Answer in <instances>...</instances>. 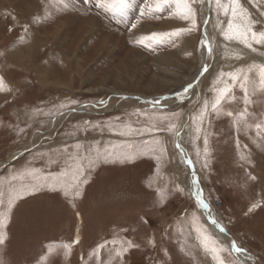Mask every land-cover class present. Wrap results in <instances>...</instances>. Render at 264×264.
Wrapping results in <instances>:
<instances>
[{
    "label": "rangeland",
    "instance_id": "1",
    "mask_svg": "<svg viewBox=\"0 0 264 264\" xmlns=\"http://www.w3.org/2000/svg\"><path fill=\"white\" fill-rule=\"evenodd\" d=\"M157 3L127 0L123 7L100 8L97 0H0V167L23 151L0 171V238L5 242L11 230L21 237L10 253L0 243V264H72L75 248L77 257L86 256L75 264H131L125 232L137 224L130 214L117 210L102 222L103 230L96 228L95 215L92 220L77 215L92 212L99 193L116 191L118 179L154 198L150 264H170L168 254L176 249L175 264H264V44L253 42V52L224 36L231 21L240 23L234 28L247 24L259 39L264 0H239L242 18L212 0L208 73L196 89L167 98L174 100L171 106L160 105L165 99L154 105L126 95L157 97L194 85L206 61L201 41L207 0L189 3L191 19L175 0ZM221 4L227 7L229 0ZM219 22L225 24L221 32ZM238 70L244 79L234 82L227 73L239 75ZM226 87L231 91L213 114L216 100L206 96ZM245 107L243 119L227 115ZM75 108L114 110L69 113ZM217 115L227 118L221 128H215ZM216 130L221 136L214 142ZM199 184L247 262L210 225L197 199ZM76 185L78 196L72 191ZM252 205L257 207L249 212ZM169 235L177 247L167 243Z\"/></svg>",
    "mask_w": 264,
    "mask_h": 264
},
{
    "label": "trees",
    "instance_id": "2",
    "mask_svg": "<svg viewBox=\"0 0 264 264\" xmlns=\"http://www.w3.org/2000/svg\"><path fill=\"white\" fill-rule=\"evenodd\" d=\"M235 114H236V112L234 113V115ZM233 116H232V118H233ZM217 118L218 119L215 122V128H217V127L221 128V123L222 122L225 123V119H227V118H226V116L223 117V116H218V115H217ZM228 122L229 121L227 120L226 124H228ZM220 136H221V132H220ZM220 136H219L218 131L216 130V131H214L213 138H211V139L214 140V142H216L219 140ZM220 149L223 150L222 147H220ZM220 152H221V150H220ZM222 154L223 153L221 152L220 156ZM216 162H215V166H216V164H218ZM216 170L218 171V168ZM95 180H96V178H95ZM118 180H120V181H117V187L115 188V189H117L116 191L114 189H111V190L106 191L105 194L103 192L101 194L99 193V195H96V196L102 195V198H99V199H101V201L99 200L100 203L96 204L97 208H95L96 206L92 207L91 208L92 212L88 211L89 214H87V215L84 213H82V214L78 213L77 215H79V216L81 215L82 217L85 216L87 219H91L92 214L95 215V220H97V222H98V224H96V228L101 227L100 229L103 230L102 227H104L106 225V223L109 222V220H111V218L117 214V212H116L117 210L118 211H120V210L126 211L124 213H126V215L130 214L129 218L132 219L133 223L137 224V225H135L136 227L125 232L126 237H129L130 246L132 249L131 264H150L155 259V256H154L155 249L152 247V244L149 241L150 236H151V234H150L151 228L149 227L151 225L150 220H152V218L156 217V212H157V211L156 212L154 211L155 208L153 210L154 198L150 193H148L146 195L140 194L139 191L137 190V188L135 189V187H132V183L127 181L123 184V182H124L123 179H118ZM97 181H98V179H97ZM220 181L222 182L221 179H220ZM223 181H226V180H223ZM226 182H228V181H226ZM140 192H142V191H140ZM247 202H249V200ZM247 204L250 206L251 202H249ZM99 206L103 210L100 211L98 209ZM96 218H98L99 220H102V221H99ZM104 221H105V225L102 226L101 224ZM91 223L92 222H89V224H91ZM110 224H112V222ZM109 228L110 227H107L106 231ZM97 229H99V228H97ZM128 232H131L130 235L128 234ZM20 239H21V237H18L17 234L14 235V231L11 230V232L8 233L7 240L2 243V247H1L2 249L1 250L3 251V253H10L8 251L9 248L11 249V248H14L16 245H19ZM95 241H98V240H95ZM167 243L172 244V245L177 247V245H176L177 241L175 243V239L173 240L170 235L168 236ZM75 244H76V242L74 241L73 246ZM86 245L87 244H85V247H86ZM178 245H179V241H178ZM87 247H90V245H88ZM76 251H77V248H75L73 255H72V264L77 263L78 260H80V262H81V261H83V259H86V256H78L77 257L78 251L77 252ZM178 256H179V252L177 249L174 252H172L170 250V253L168 254V260L167 261L170 264H175L176 262H179L178 259H180V258ZM3 257H6V256H3ZM148 257H151L150 260H148ZM0 261H1V257H0ZM73 261L75 263H73Z\"/></svg>",
    "mask_w": 264,
    "mask_h": 264
},
{
    "label": "snow or ice",
    "instance_id": "3",
    "mask_svg": "<svg viewBox=\"0 0 264 264\" xmlns=\"http://www.w3.org/2000/svg\"><path fill=\"white\" fill-rule=\"evenodd\" d=\"M91 0H84V3H90ZM195 3L196 0H175V3L177 6L183 5L184 8L186 9V11L184 12V18L185 19H191L194 16V11L189 7V3ZM127 3V0H115L114 3L112 4H106L104 2V0H97V5L100 8H117V7H123L125 6ZM163 3H168V0H158L157 3V7L160 6V4ZM215 3L217 4L218 7L223 8V10L227 13L229 11V9L231 10V14L234 18H242L243 17V9L241 8V5L239 3V0H229V5L227 7H225L224 5L221 4V0H215ZM67 3L64 4V7H67ZM149 8H151V6H148ZM193 23H195V21H193ZM133 28L136 27L135 24L132 25ZM155 35V34H153ZM224 36L226 39L228 40H233V39H238L240 40L248 49H250L253 52H256L257 49L255 47H253V42H255L256 44H264V32L259 34V39H257V34L252 31L251 27H249L247 24L243 25V27H237L234 28L233 23L230 21L228 23V30L224 32ZM201 44L207 47V51L209 54L212 53L213 49L211 47V44H209L207 41L202 40ZM261 55H264V53H261ZM240 55L237 54L235 59H240ZM208 69L207 67H205L203 69L204 72H206ZM240 72V74H236V73H232L229 72L227 73V76L230 77L234 82H240L244 79L243 77V73L242 70H238ZM3 78L0 77V82H2ZM260 83L262 85H264V71H262L261 73V78H260ZM191 85H188V88H191ZM242 89H244V96H245V105H247L248 103V93H247V89L244 87L243 84H241ZM188 89L186 88L185 91H187ZM230 89H228L227 87L220 90V94L217 96L215 103L212 105V108L215 109L217 108V106L221 103V101L230 93ZM162 99H167V97H163ZM152 104L156 105L159 104L160 101L159 100H153L151 101ZM207 108V102H205V109ZM202 115V113H201ZM227 115L229 117H232L234 115L233 112L229 111L227 113ZM239 119H243L246 115H247V108L245 107L244 111L236 113L235 114ZM257 127L259 128L260 125L258 124ZM177 147H180L179 145H177ZM124 159H131L130 156H125ZM252 179H255V177H252ZM54 187V186H53ZM35 191H38L39 189L36 188L34 189ZM73 194L78 196L79 190H78V185L74 186L73 189ZM202 191V190H201ZM197 199L198 201L201 203V205L205 208L208 207V205L206 203L203 202L202 196L201 194L198 192L197 193ZM257 207V205H252V207H250L248 209L249 212H251L253 210V208ZM213 223H216V221L213 219ZM221 231H225V229L221 228ZM3 240L2 238H0V243H2ZM232 248L235 249V251L237 253H241L244 250L242 248H239L238 246H236L235 242H232ZM128 249H124V251H127ZM221 264H223V262H221Z\"/></svg>",
    "mask_w": 264,
    "mask_h": 264
},
{
    "label": "water",
    "instance_id": "4",
    "mask_svg": "<svg viewBox=\"0 0 264 264\" xmlns=\"http://www.w3.org/2000/svg\"><path fill=\"white\" fill-rule=\"evenodd\" d=\"M211 3H212V0H208V4H209V11H208V16H207V22L205 23V25H204V29H203V35H204V40L205 41H207V34H206V27L208 26V22L210 21V15H211ZM206 47V46H205ZM209 56H210V54L208 53V51H207V47H206V57H205V59H206V61H205V65H204V67L202 68V70L199 72V74H198V76H197V79H195V82H194V85H193V88L192 89H196L197 88V86L199 87V85H200V80H201V78L203 77V76H205L207 73H208V70L206 71V72H204L203 71V69L205 68V67H207V69H209V66H208V59H209ZM174 96H179L177 93H175V92H167V93H165V94H162V95H160V96H152V97H145V96H142V95H139V94H127L126 95V97H128V98H139V99H142V100H146V101H148V102H151V101H153V100H161L163 97H167V98H173ZM156 97V98H155ZM112 110H114V108H112V109H110V110H108V111H106V112H110V111H112ZM77 111H79V112H82V113H91V114H103V113H106V112H98L97 110H91V111H89V110H84L83 108H75V109H73V110H69V113H74V112H77ZM181 134V130L178 132V135H180ZM180 145H182V143L180 142V139H179V142H178ZM34 147V144L32 143V146H31V148L30 149H28V150H25L24 152L26 153V152H30L31 150H32V148ZM22 152L23 151H19V152H17V153H15V155L13 156V157H10L8 160H6L3 164H2V166L0 167V171L1 170H3L7 165H9V164H11L13 161H14V159H16L17 158V156L18 155H20V154H22ZM188 162H190V164H191V168H192V170H193V172L195 173V175H196V171H195V169H194V164H193V162H192V160L190 159V158H188ZM196 177V181L198 180V177H197V175L195 176ZM199 189H200V192H201V196H202V199H203V202L204 203H206L207 205H208V207L207 208H205L204 207V210L206 211V213L208 214V220H209V223H210V225H212L217 231H219L220 229L219 228H223V229H225V233L226 234H229V237L231 238V240H230V244L232 245V242L234 241L235 242V239L232 237V235L228 232V230L226 229V227L225 226H223L220 222H218V220L216 219V217H215V215H214V211L212 210V207H211V205L207 202V200L204 198V196H203V193H202V191H203V189H202V186H201V184H199ZM202 190V191H201ZM210 212H212L213 213V215L212 216H209V214H210ZM213 219L216 221V223H213ZM219 227V228H218ZM219 229V230H218ZM219 232H221L222 233V231L220 230ZM236 244V243H235ZM231 250L235 253V255L240 259V260H243V258H245L243 261H246L247 262V260H249L244 254H243V252H241V253H237L236 251H235V249H233L232 248V246H231Z\"/></svg>",
    "mask_w": 264,
    "mask_h": 264
},
{
    "label": "crops",
    "instance_id": "5",
    "mask_svg": "<svg viewBox=\"0 0 264 264\" xmlns=\"http://www.w3.org/2000/svg\"><path fill=\"white\" fill-rule=\"evenodd\" d=\"M218 24H220V32H221V30H223V29L225 28V26H224L225 24H224V23H220V22H219ZM218 24H217V25H218ZM234 25H235V26H239L240 23H235V22H234ZM195 27H196V24L192 22L191 30L194 29L193 32L195 31ZM217 29H218V28H217V26H216V31H218ZM191 34H192V33H191ZM218 34H219V33H218ZM219 35H220V34H219ZM235 50H236V49H235ZM215 53H216V52H215ZM233 53H234V50H233V49H231V50L228 49V55H229V56H232ZM218 54H219V53H216V56L218 57V64H220V55L218 56ZM228 55H227V56H228ZM232 59H233V58L230 57V58H228V59L226 60V63H228V64L230 65V67L234 65V64H232V63H233V62H232ZM217 66H218V65H217ZM218 72H220V71L218 70ZM217 74H218V73H217ZM219 94H220V92H219L218 94H215V95L213 94V96H212V94H211L210 96H206V99L209 100V101L216 100V98H217V96H218ZM209 105H210V104H209ZM219 108H220V104L217 106V108H215V109L212 108V113L215 114V113L219 110Z\"/></svg>",
    "mask_w": 264,
    "mask_h": 264
},
{
    "label": "bare ground",
    "instance_id": "6",
    "mask_svg": "<svg viewBox=\"0 0 264 264\" xmlns=\"http://www.w3.org/2000/svg\"><path fill=\"white\" fill-rule=\"evenodd\" d=\"M206 7L208 8V9L206 8L207 11H209L210 8H209L208 0H207ZM207 14H208V13H207ZM206 36H208V35H206ZM206 38H207V37H206ZM207 42H208V38H207ZM210 55H211V54H210ZM191 86H192L191 88H188V87H187V89H188L187 91H185V89H186V88H185L182 92H181V91H178L177 94L180 95V96L185 95L187 92L191 91V89L193 88V85H191ZM197 87H198V86H197ZM161 100H162V99H161ZM173 101H174L173 99H171V100H163V104H162V102H161L160 105H163V106H165V105H170V106H171ZM183 124H184V123H183ZM183 124H182V125H183ZM181 147H182V146H181ZM182 148L184 149V152H185V154H186V152H187V151H186V148H185V147H182ZM13 156H14V155H13ZM13 156H11V157H13ZM194 175H195V173H194ZM195 176H196V175H195ZM195 179H196V177H195ZM184 180H185V179H183V182L186 184V182H185ZM212 215H213V213L210 212L209 216H212ZM218 228H219V227H218ZM216 229H217V228H216ZM219 229L221 230V228H219ZM219 229H218V230H219ZM220 230H219V231H220ZM222 234H224L225 236H227L228 239H229V241L231 240V238L229 237V234H226L224 231H222Z\"/></svg>",
    "mask_w": 264,
    "mask_h": 264
},
{
    "label": "built area",
    "instance_id": "7",
    "mask_svg": "<svg viewBox=\"0 0 264 264\" xmlns=\"http://www.w3.org/2000/svg\"><path fill=\"white\" fill-rule=\"evenodd\" d=\"M219 201H217L216 203H215V206L216 207H218L219 205H220V202L218 203ZM218 205V206H217Z\"/></svg>",
    "mask_w": 264,
    "mask_h": 264
}]
</instances>
